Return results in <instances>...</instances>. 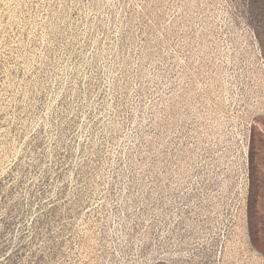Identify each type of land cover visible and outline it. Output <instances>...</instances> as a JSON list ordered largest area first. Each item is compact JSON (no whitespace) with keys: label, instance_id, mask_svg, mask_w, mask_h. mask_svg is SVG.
<instances>
[{"label":"rangeland","instance_id":"rangeland-1","mask_svg":"<svg viewBox=\"0 0 264 264\" xmlns=\"http://www.w3.org/2000/svg\"><path fill=\"white\" fill-rule=\"evenodd\" d=\"M0 264H264V0H0Z\"/></svg>","mask_w":264,"mask_h":264}]
</instances>
